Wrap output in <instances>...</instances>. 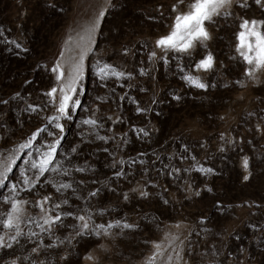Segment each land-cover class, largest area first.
<instances>
[{"label":"rangeland","instance_id":"rangeland-1","mask_svg":"<svg viewBox=\"0 0 264 264\" xmlns=\"http://www.w3.org/2000/svg\"><path fill=\"white\" fill-rule=\"evenodd\" d=\"M194 2L0 0V211L28 202L21 234L0 232V264H264V74L254 84L252 66L230 59L243 21H264V0L225 7L205 21L207 48L165 64L156 41ZM209 55L214 70L198 69ZM105 65L124 76L101 79ZM77 66L65 117L47 93L58 104ZM189 73L207 88L188 86ZM57 141V170L22 190ZM45 197L62 220L42 232L29 218ZM101 224L107 234L93 231Z\"/></svg>","mask_w":264,"mask_h":264},{"label":"snow or ice","instance_id":"snow-or-ice-1","mask_svg":"<svg viewBox=\"0 0 264 264\" xmlns=\"http://www.w3.org/2000/svg\"><path fill=\"white\" fill-rule=\"evenodd\" d=\"M182 2V0H181ZM230 0H195L194 3L189 5L190 12L188 15H177L175 17V27L174 30L171 32L170 35L162 37L156 41L155 48L161 49L165 55L161 57L165 64L168 63L167 58V50L169 48L175 49L177 53H185L187 52L193 44V41L203 38H208V32L205 30V21H212L213 16H218L221 14V10L224 9L229 5ZM256 3H260V0H256ZM243 6V5H241ZM176 10V6H173V11ZM224 15H228V13H224ZM241 27L244 28L246 31L241 33V44L240 47L244 48L247 44L246 37L248 35H254L257 37V42L255 45V55H249L248 53H252L254 51L253 45L247 44L248 52H241L244 60L247 61L248 65L252 66L255 62L256 67H259L261 64H264V40L260 38V34L258 29V25L256 20L252 21L251 26L249 25L247 20H244L241 24ZM157 56L155 50H153L149 55V60H154ZM213 58L211 55L207 57L206 60L200 62L196 67L198 69H208L212 66ZM53 72L57 73V78L63 80V72L60 71V66L57 65L55 68L52 69ZM144 71L141 70V75H144ZM98 75H100L101 79L107 78L109 75L116 77L117 79L122 78L124 73L117 71L115 68H112L108 65H105L99 69ZM249 75L251 76L252 73L250 72ZM81 70L79 66H77L75 70V77L71 81L70 84H66L65 91L64 88L60 90L61 97L59 99V103L57 104L56 93L57 89L53 88L49 93L48 96L52 98V103L56 104V110L62 115L67 117L68 116V109L70 106L75 107L76 101L72 100V95L70 93H75L76 85L81 79ZM182 79L187 81L191 86H194L199 89H206L207 85L201 83L200 80L185 74ZM179 97H177L178 99ZM60 117H52V120H58ZM86 123L95 124V121H86ZM56 128L63 132V126L57 123ZM103 139V137H101ZM57 143L50 144L47 146L48 151L40 154V159L38 161L34 160L31 163V168L35 170V178L29 177L25 175L22 178V184L24 191H31L32 188L35 187L36 182H38L39 177L45 176L46 173H50L56 171L55 167V158L57 153ZM248 162L247 160L244 161V167L247 168ZM6 179V177L0 178ZM69 184H60L57 188V191L61 189L69 188ZM17 186H12V191H16ZM95 195V193H92ZM50 197H45L40 201H37L35 207L39 210L40 213L44 214L37 219V217H30L32 222L37 223V225L41 228V231H50L53 225H56L61 222L62 217L59 213L55 216H48L47 214L50 212L59 209L61 205L59 203H54L51 207L46 208L45 205L48 203ZM4 201L0 200V203ZM10 204V211L2 212L0 211V232H4L5 230L7 233L13 237L18 236L21 234L20 227L22 222V215L24 212L23 205L28 203L26 200H10L8 201ZM64 203H67L65 200ZM65 215H71V213H66ZM79 221L83 223L80 227L83 230H87L89 227L88 220L85 219V216H77L76 217ZM90 219V217H89ZM42 221V223H40ZM27 222V221H25ZM47 226V227H45ZM120 226L119 223L116 225L109 224L108 228L118 227ZM124 228H130L131 225L124 224L122 225ZM97 229L103 230L105 234H107V229L104 225H97L93 231ZM36 233H32L35 235ZM97 234L100 233L97 231ZM5 246V242L2 236H0V247ZM91 259V257H89Z\"/></svg>","mask_w":264,"mask_h":264},{"label":"clouds","instance_id":"clouds-1","mask_svg":"<svg viewBox=\"0 0 264 264\" xmlns=\"http://www.w3.org/2000/svg\"><path fill=\"white\" fill-rule=\"evenodd\" d=\"M234 2H238V0H230L229 2V5L227 7H230L232 3ZM190 11L184 13V14H181V15H188ZM215 17V16H213ZM213 19V18H212ZM209 23H211L212 21H207ZM249 25L252 24V21H248ZM257 25H258V31H259V34H260V38L262 40H264V21H256ZM174 27H175V21L173 22V26L170 28L169 30V34H171V32L174 30ZM206 30V28H205ZM207 31V30H206ZM244 31H240L237 33V36H236V44L233 46V54L232 56L230 57V59H233L234 61H239L241 58H243V56L241 55V52H245L247 53L248 52V48H247V44H251L253 45V48H254V51L252 53H248L249 55H255V45H256V42H257V37L254 36V35H248L246 37L247 39V44L245 45L244 48H241L240 47V44H241V33H243ZM162 37H159L158 39H161ZM211 38L210 36V33H208V38L207 39H203V38H200V39H197L195 41H193V44H192V47L185 53V55H188V54H191V53H194L195 49L199 46L201 48H207V42L208 40ZM157 39V40H158ZM162 51V50H161ZM169 52H172V53H177L175 49H171L169 48L167 50V53ZM244 60V58H243ZM245 61V60H244ZM246 62V65H248L247 61ZM210 71L211 70H214V64L212 62V66L210 68H208ZM252 70H253V74H252V77H251V81L252 83L254 84H258L260 82V76L261 74H264V64H261L259 67H256L255 65V62L253 63L252 65ZM247 71V69H246ZM188 75L200 80L201 83L202 82V78L198 75L196 76H193L191 73H189ZM186 84L188 86H191L187 81H185ZM205 84V83H204Z\"/></svg>","mask_w":264,"mask_h":264},{"label":"bare ground","instance_id":"bare-ground-1","mask_svg":"<svg viewBox=\"0 0 264 264\" xmlns=\"http://www.w3.org/2000/svg\"><path fill=\"white\" fill-rule=\"evenodd\" d=\"M78 42H81V44L79 45ZM75 43H77L75 46H77L79 48V50L82 52V47H83L82 43H84V40H82V39H81V41L77 40V41H75ZM79 50H77V51L74 50L72 52V54H77V57H80L81 52L79 54ZM65 91H67V89ZM70 94L73 95L74 93H70Z\"/></svg>","mask_w":264,"mask_h":264}]
</instances>
